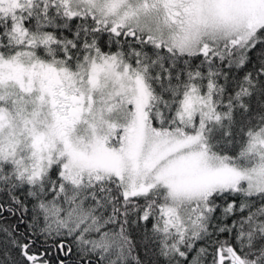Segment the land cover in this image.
Segmentation results:
<instances>
[{"label": "snow or ice", "instance_id": "snow-or-ice-1", "mask_svg": "<svg viewBox=\"0 0 264 264\" xmlns=\"http://www.w3.org/2000/svg\"><path fill=\"white\" fill-rule=\"evenodd\" d=\"M0 264H264V0H0Z\"/></svg>", "mask_w": 264, "mask_h": 264}]
</instances>
